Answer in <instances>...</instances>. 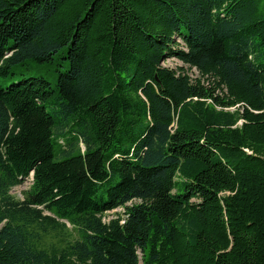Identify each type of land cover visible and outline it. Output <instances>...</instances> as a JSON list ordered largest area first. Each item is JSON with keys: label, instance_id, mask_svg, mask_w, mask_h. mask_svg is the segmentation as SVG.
<instances>
[{"label": "trees", "instance_id": "obj_1", "mask_svg": "<svg viewBox=\"0 0 264 264\" xmlns=\"http://www.w3.org/2000/svg\"><path fill=\"white\" fill-rule=\"evenodd\" d=\"M0 264H264V0H0Z\"/></svg>", "mask_w": 264, "mask_h": 264}, {"label": "rangeland", "instance_id": "obj_2", "mask_svg": "<svg viewBox=\"0 0 264 264\" xmlns=\"http://www.w3.org/2000/svg\"><path fill=\"white\" fill-rule=\"evenodd\" d=\"M166 65L170 66L171 68L176 69L178 67H181L183 65V63H181L177 59H172V60L167 61ZM187 72L192 77L198 76L196 70H188ZM31 185H32V177L28 181H26L24 184H21L15 188H13L12 189V195L17 197L18 199H24L26 192L30 189ZM129 205H131V204H129ZM119 215H122V216L125 215V207H120V208L115 209L114 211L107 212L104 216V220L108 221V220L115 218ZM69 228H70V231L73 234V236H75V230H73L72 227H70V226H69ZM54 241H56L55 238L48 239L47 243L50 244L51 242H54Z\"/></svg>", "mask_w": 264, "mask_h": 264}]
</instances>
